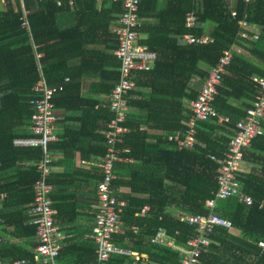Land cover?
I'll return each mask as SVG.
<instances>
[{"label":"trees","instance_id":"obj_1","mask_svg":"<svg viewBox=\"0 0 264 264\" xmlns=\"http://www.w3.org/2000/svg\"><path fill=\"white\" fill-rule=\"evenodd\" d=\"M76 1L69 5L64 0L57 6L53 0H42L41 3L24 0L26 8L32 10L28 16L36 49L43 51L42 72L49 82L59 81L65 75L75 79L65 85L62 93L70 87H79V77L83 73L96 74L98 79L92 81V89L109 94L119 78V60L115 54L106 51V42L102 46L96 44L98 37L105 38L106 30L92 27L88 36L81 34L75 42L63 44L52 40L54 27H45L56 23L54 21L60 15L70 11V6L77 8L79 3ZM79 1L94 8L96 0ZM107 1L121 13L120 0H104L106 10ZM196 1H140L139 31L146 36L139 42L147 43L157 56L150 67L133 73L135 85L126 96L130 109L121 125L127 127V132L123 133L118 145L127 148L122 153L131 160L115 162L112 185L116 198L124 201V205L119 213L121 228L114 234L113 241L129 251L113 252L107 264L180 263L178 248L185 246L194 234V226L179 220L177 213H209L206 200L218 190L219 163L212 154L222 156L228 150L235 121L243 115L256 93L257 86L250 75H264V30L258 33L257 39L250 40L240 33H252L238 23L244 20L251 26L264 24V0H235L234 16L225 0H202L201 5ZM192 9L196 10L197 19L193 26L187 27L186 13ZM22 13L21 0H13L12 5L0 8V195L4 194L0 197L4 208L1 229L8 233L10 227L15 226L10 236L2 238L0 257L5 260L28 257L35 264L34 253L29 248V243L36 244L32 239L35 225L25 220L27 206L34 201L33 183L39 175L37 164L19 165L14 176L2 174L24 154L33 161H39L43 155L40 146H16L13 143L14 138L26 135L25 126L31 124L33 111L29 98L34 95L32 87L39 77L30 32L21 25ZM208 24L212 25L209 41L188 43L183 38L187 33L202 37ZM44 27L48 29L45 31ZM45 38L48 43H42ZM112 44L109 42L107 46ZM234 45L245 52L232 50L231 61L226 65L213 102L217 115L210 120L197 121L193 146L177 148L168 135L178 132L183 137L192 114L189 102L197 97L209 68L225 49ZM74 55L80 56V61L69 65L68 60ZM62 93L57 102L56 96L53 100L71 110L80 98L67 104L68 94L64 97ZM86 102H89L88 107L81 109L74 119L83 122L82 126H70V134L87 137L89 143L83 153L104 155L107 139L104 132H99L106 130L102 122H109L114 112L107 102L102 105V98L86 99ZM96 104L99 108L94 107ZM222 116L228 119H220ZM261 123L262 133L254 136L244 150V157L253 165L249 171L238 175L241 192L249 195L252 203L246 205L237 196L218 200L217 212L229 218L233 227H216L211 233L212 242L200 255V264H264V246L258 245V241H264V117ZM66 143L61 144L62 148ZM72 158V155L64 154L59 160L65 165V173L52 171L47 175L54 188L51 199L59 212L56 218L70 214L71 208L63 206L74 200L69 205L74 208L86 206L88 211L84 212V219H94L96 210L90 212L92 204L86 198L92 196V201L96 198L92 184L98 183L102 173L98 168L71 170ZM75 182L87 186L86 195L70 187ZM120 187L129 190L118 193ZM144 205L149 208L141 214ZM170 207L178 212H172ZM68 217L74 219L75 216L70 214ZM159 228L165 229L174 246L150 241ZM76 235L67 232L57 261L60 264H97V243L92 229L85 231L83 228ZM11 236L25 238L4 246ZM134 251L138 257L132 253Z\"/></svg>","mask_w":264,"mask_h":264},{"label":"built area","instance_id":"obj_2","mask_svg":"<svg viewBox=\"0 0 264 264\" xmlns=\"http://www.w3.org/2000/svg\"><path fill=\"white\" fill-rule=\"evenodd\" d=\"M54 1L60 5L64 0ZM66 1L69 5L74 3V0ZM120 1L122 11L117 18L118 24L114 28L117 40L114 53L119 59V78L113 85L108 98V107L114 112V116L106 124L107 151L98 163L102 176L96 187L97 203L94 205L96 208L94 214L96 215H94L92 226L93 238L97 243V264H107L113 252L129 251L117 246L113 241L114 234L121 228L119 213L124 201L116 198L112 180L115 177V162L131 160L130 157L122 153L127 148L121 147L118 142L122 141L123 133L127 132V127L121 125V122L125 120V115L130 109L126 96L135 85L133 73L138 69L150 67L157 56V53L151 50L147 43L139 42L141 18L138 11L141 0ZM27 14V10L24 9V15L21 17L24 25L28 24ZM232 14L234 15V12ZM195 19L193 14H188L187 26H193ZM238 23L245 30L253 31L250 36L246 32H241V36L245 38L257 39L258 33L262 29L264 30V24L250 26L244 20H239ZM183 38L188 43L210 40L208 36L196 37L193 34H185ZM231 58L232 49H225L218 61L209 68L208 75L199 88L197 97L189 102L192 114L187 122L189 126L183 137L178 132L168 135V139L174 140L177 148L193 146L197 121L210 120L217 115L213 102L218 94L222 76L226 72V65L230 63ZM250 78L257 86L256 93L250 105L245 107L243 115L235 121L228 150L222 156L212 154V158L219 163L216 174L218 190L213 197L206 200L209 213L178 212L179 220L194 226V234L188 238L185 246L177 247L181 256L179 264H200V255L212 242L211 233L216 227L224 226L232 229V221L216 210L218 200L237 196L246 205L252 203L251 197L241 192L238 175L244 171L242 165L245 147L250 144L254 136L263 131L261 120L264 117V75L252 74ZM67 79L68 77H65V80ZM62 88V82L48 83L43 77L37 79L33 85L34 95L29 98V104L33 111L30 126L31 137L14 138L16 146H40L43 154L37 162L39 175L33 183L34 201L27 207L30 222L35 225L37 243L34 247V260L37 264H60L56 257L62 241L60 231L54 222L56 210L51 199L53 185L47 179V175L53 168L49 144L56 139L54 122L58 117L53 99ZM220 119H228V117L222 116ZM0 197L2 198L3 194ZM148 208V205H144L140 213L144 214ZM150 241L155 244L174 246L164 228H159ZM1 242L2 236L0 235ZM258 245L264 246V241H258ZM0 264H33V259L20 257L5 260L0 257Z\"/></svg>","mask_w":264,"mask_h":264},{"label":"crops","instance_id":"obj_3","mask_svg":"<svg viewBox=\"0 0 264 264\" xmlns=\"http://www.w3.org/2000/svg\"><path fill=\"white\" fill-rule=\"evenodd\" d=\"M54 1V0H53ZM79 5L77 8H74V5L70 6L69 9L70 11L64 12L62 15H60L58 17V19H56L53 24H48L45 25V27H49L52 26L54 27V36L52 37L53 41H58L60 43H66L67 41H71V42H75V40H77L79 38V35H89V32L91 30L92 27H96L97 29H104L106 30V35L104 36L105 38H97V45H104L103 43H105L106 46V51L112 55H114V48L115 46L113 45L114 43L117 42L116 40V35L114 32V28L115 26L118 24L117 23V18L119 16L120 13H118L117 8L115 9L114 7L111 8L108 7L110 6L108 1L105 4V6H107V10L103 8V3L104 0H96L94 1V8H90L87 7L85 4H80V1L77 0ZM76 1V3H77ZM201 1L202 0H197L196 4L197 5H201ZM226 3L228 4L230 10H231V14L232 12H234L235 15V0H225ZM13 0H0V4H2V6H0L1 9H5L8 6L12 5ZM39 3H41V1H39ZM55 3V1H54ZM77 3V4H78ZM21 4H22V15L21 17L24 15V9L27 10L28 14H27V18L29 19V14L32 12V10L26 8V6L24 5V0H21ZM56 4V3H55ZM75 4V3H74ZM163 4V3H161ZM57 6H61L62 4ZM106 10V11H105ZM188 14H193L196 19H197V13L195 9H192L190 11H188L186 13V21H187V16ZM233 15V14H232ZM233 15V16H234ZM195 19V20H196ZM23 21V20H22ZM21 21V25L22 26H26L30 32L31 35V41L33 43V50H34V55H35V60L37 62V69H38V73H39V77L37 79H39L40 77H43L46 81L47 79L45 78L43 72H42V62H41V58L43 55V51L41 50H37L36 46L37 44L34 42L33 37H32V26H31V22L30 19L28 20V24L24 25L23 22ZM187 26V23H186ZM251 26V25H250ZM44 30L46 31L48 28H45ZM188 27V26H187ZM212 28L211 24H208L206 26V31L202 36H208L209 37V31ZM42 29V28H41ZM251 33H253L252 30H248ZM187 34H191V33H187ZM249 35V34H248ZM143 36H146V34L140 32V39L142 40ZM250 36V35H249ZM250 40H255L252 38H248ZM48 38H45L44 41H42V43H48ZM85 42L87 43H92L91 41H89L88 39H85ZM109 42H112L113 44L111 46H107V44ZM96 44H92V45H96ZM89 45V46H92ZM101 45V46H102ZM232 50H236V51H243L241 47H239L238 45H234L231 47ZM245 52V50L243 51ZM117 57V56H116ZM119 60V59H118ZM80 61V56L74 55L72 57L69 58L68 63L69 65H76L78 64V62ZM119 66V65H118ZM65 77H68L67 80H65ZM98 78L96 77V74H90V73H83L80 77V86L75 88V87H70L68 89H66L64 91V93H62V91L64 90L65 85L68 83H70L71 81L75 80L74 78H71L69 75H65L63 79L56 81V82H49L48 83H58V82H62L63 83V88L59 91L58 94H56V102L61 98H59V95H61V93L63 94L64 97H66V95L68 94L69 97V101L67 104H70L71 101H78L76 98L79 97V101L76 102L73 107L70 109H67L66 107L56 104L55 101V109H56V114H57V119L54 122V134L56 139L53 140L50 144H49V151L51 154V157L53 158V168L51 170V172H55L56 174H62L65 173V165L63 163H61L59 160L63 157L64 154H70L72 155V169H81V168H89V169H94V168H98V170L100 169L98 163L101 160V158L103 157V155H99L97 153L94 152H88V153H83L82 150L85 149L86 144L89 143L87 137L85 136H77L76 134H70L71 130L69 129L70 126H82L83 122H77L76 117H78L80 115V112L82 111L81 109H86L88 107V103L86 102V99H91V98H102L103 103L102 105L105 106L106 102L108 104V98H109V94H105L102 93V91H97V90H93L92 89V81L97 80ZM36 83V82H35ZM34 83V84H35ZM33 89V87H32ZM34 91V90H33ZM58 98V99H57ZM94 107L99 108V104L94 105ZM68 119V122H67ZM75 119V120H74ZM32 120V118H31ZM32 123V121H31ZM108 123V122H107ZM106 122H102V125H106ZM101 124V123H100ZM30 126H25L26 127V135L24 136H20V137H31V131H30ZM101 134L105 135V130H100ZM85 135V134H83ZM106 137V135H105ZM17 138V137H16ZM92 140H94V138H92ZM67 142L65 145V147L62 148V143ZM14 143V140H13ZM65 148V149H64ZM246 153L248 155L249 152L246 151ZM37 160L33 161V159H30L28 154H24L18 158L15 159V163L13 165V167H9L7 169H4L2 171V174L5 175V177H10V176H14L16 173V169H18L19 165H31V164H37ZM69 163V162H68ZM253 165V162H251V160H249L248 158L244 157V162H243V168L244 171H249L250 167ZM72 186H70L73 190H80L78 193H82V195H86V192L88 191V188H86L87 186L85 184H81V186H79L78 182H75V184H71ZM93 186V191L94 194H96V187H97V182H94L92 184ZM54 190V188H53ZM52 190V191H53ZM129 189L127 187H120L118 189V193L119 192H127ZM3 194V193H2ZM4 195V194H3ZM71 199H75V198H71ZM87 201L90 202L92 205L91 207L93 209H90V212H94V205H96L97 203V195L96 198H94V201H92V196H88ZM74 200H69L67 205H64L63 207L68 209L69 207L71 208L70 210V214L75 216L74 219L68 217V215H70L69 213L67 215H64L65 217H60V218H56V215L59 214V212H57L56 208V212L54 215V222L58 227V230L60 231V236H61V241L63 240V238L67 235V232L72 234V235H76L79 234V232L85 228V231L88 230L89 228L92 229L93 226V222L94 219L91 218L90 220H88L87 218L84 219L83 214L85 211H88V208L85 206H78V208H74V205L71 206L69 204H72L71 202H73ZM28 207V206H27ZM169 210H171L172 212H178L176 211L175 208L170 207L168 208ZM93 210V211H92ZM3 212H4V208L2 206V203L0 201V216L2 217V220L0 221V235L2 236V238L4 237H8L11 235L12 232V228L15 226H11V230L10 232H4L1 227L2 224L4 222V217H3ZM82 212V213H81ZM27 213V211H26ZM81 213V214H79ZM178 214V213H177ZM28 215V213H27ZM72 219V220H70ZM26 223H32L30 222L29 219V215L27 216ZM34 224V223H33ZM83 227L81 230H79V228ZM77 236V235H76ZM25 237H10V242H8L7 244H5L4 246H9L11 245V242L15 241V240H24ZM33 242L35 241L37 243V238L34 234V238ZM36 244H30L29 243V248L31 249V251L34 253V247ZM3 244L0 246L2 247ZM134 254H136V257H138L137 252H132ZM142 255H145L144 253ZM132 264H136L135 261L132 262Z\"/></svg>","mask_w":264,"mask_h":264},{"label":"rangeland","instance_id":"obj_4","mask_svg":"<svg viewBox=\"0 0 264 264\" xmlns=\"http://www.w3.org/2000/svg\"><path fill=\"white\" fill-rule=\"evenodd\" d=\"M0 6H2V4H0Z\"/></svg>","mask_w":264,"mask_h":264},{"label":"clouds","instance_id":"obj_5","mask_svg":"<svg viewBox=\"0 0 264 264\" xmlns=\"http://www.w3.org/2000/svg\"><path fill=\"white\" fill-rule=\"evenodd\" d=\"M36 1H39V0H36Z\"/></svg>","mask_w":264,"mask_h":264}]
</instances>
